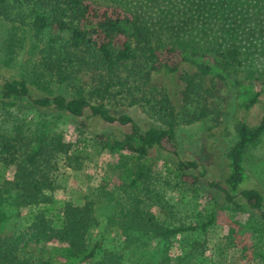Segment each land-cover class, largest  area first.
Returning <instances> with one entry per match:
<instances>
[{"label":"trees","instance_id":"trees-1","mask_svg":"<svg viewBox=\"0 0 264 264\" xmlns=\"http://www.w3.org/2000/svg\"><path fill=\"white\" fill-rule=\"evenodd\" d=\"M182 1L173 16L99 0H0L10 31L5 51L15 57L27 47L31 64L27 77L0 76V264H134V251L205 229L213 216L189 228L158 218L168 204L157 159L167 172L172 165L175 184L205 182L234 208L241 198L264 228V158L246 163L264 136V13L259 0ZM218 97L217 115L233 121V137L218 152L206 128V148L218 161V180L208 182L213 168L166 156L178 155V125L204 123ZM257 105L261 119L251 126ZM133 108L156 123L134 121ZM63 117L82 129L96 121L127 129L96 136L97 154L119 173V197L108 198L115 212L108 247L96 236L94 200L75 205L62 195L58 169L66 162L79 168L71 158L78 144L59 126ZM176 261L165 252L157 257V264Z\"/></svg>","mask_w":264,"mask_h":264},{"label":"rangeland","instance_id":"rangeland-1","mask_svg":"<svg viewBox=\"0 0 264 264\" xmlns=\"http://www.w3.org/2000/svg\"><path fill=\"white\" fill-rule=\"evenodd\" d=\"M104 3H117L120 6H130L137 11L148 14L158 13V9L176 15L177 11L182 12L184 3L182 0H99ZM157 4V5H155ZM260 8L264 13V0H259ZM10 34L9 27L0 20V76L4 78H20L28 76L31 64L29 61V49L18 50V53L11 56L5 51L4 42ZM24 42V41H23ZM28 45V43H27ZM43 83V82H42ZM224 98V97H223ZM212 113L207 116L204 123L187 125L184 121L178 125L175 144L178 147V155H167V160L173 163L176 157L189 159L195 157L207 167L216 170L207 176L206 180H218V161L215 160L206 148V128H211L210 133L215 137L210 141L215 150L220 152L222 142L231 144L233 137V121L226 116H218L222 110L223 99L216 98L209 102ZM197 104L189 109L192 113ZM199 106V104H198ZM263 107L255 106L249 115V124L255 126L261 119ZM197 111V110H196ZM223 111V110H222ZM128 114L134 121L141 125L156 123L157 119L151 114L142 113L140 109H129ZM214 112V113H213ZM222 113V112H221ZM223 114V113H222ZM218 118V121L216 122ZM59 126L68 134L70 141L78 144L77 149L71 158L77 156L79 168L74 163H64L58 169V180L61 184L62 195L73 201L75 205H82L84 200L93 199L95 202V213L99 222L96 236L105 240L106 247L110 246L113 237L112 222L115 215L113 202L108 198L119 197L118 171L110 165L106 154L98 155L95 148L96 136L103 133L108 136H116L120 132L127 131L117 125H106L101 122H91L88 129L78 128V122L69 117H63ZM264 158V136L248 152L247 165L258 164ZM153 165V170L158 171L162 177L160 189L168 204L165 215H157V209L153 212L159 219L166 222H176L184 227L199 226L207 222L209 216L212 222L205 229L197 228L195 231H186L169 242L160 243L157 247L145 252H132L129 257L134 264H157L158 255L162 252L169 253L172 262L179 264H264V228L258 222L256 214L248 209L244 201L239 198V207H232L225 203L218 192L210 189L207 184L201 183L196 186H186L181 183L175 184L172 165L169 172L164 168L161 160ZM155 165H158L156 168ZM214 174V175H213ZM260 168L252 176L260 178ZM262 178V177H261ZM264 178V175H263ZM262 178V179H263ZM1 183V178H0ZM167 183L169 185L167 186ZM216 198L215 200H212ZM24 215V214H23ZM18 225L23 226L24 220H14Z\"/></svg>","mask_w":264,"mask_h":264}]
</instances>
